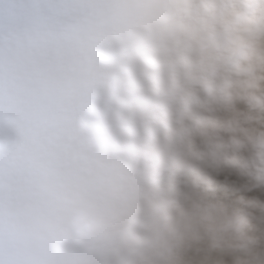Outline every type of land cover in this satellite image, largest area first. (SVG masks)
<instances>
[{
    "label": "clouds",
    "instance_id": "obj_1",
    "mask_svg": "<svg viewBox=\"0 0 264 264\" xmlns=\"http://www.w3.org/2000/svg\"><path fill=\"white\" fill-rule=\"evenodd\" d=\"M0 264H264V0H0Z\"/></svg>",
    "mask_w": 264,
    "mask_h": 264
}]
</instances>
